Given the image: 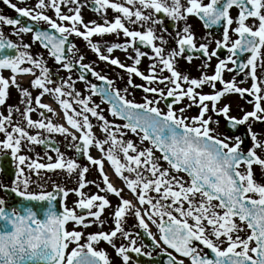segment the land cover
<instances>
[{"label": "snow or ice", "instance_id": "6c2138e0", "mask_svg": "<svg viewBox=\"0 0 264 264\" xmlns=\"http://www.w3.org/2000/svg\"><path fill=\"white\" fill-rule=\"evenodd\" d=\"M3 2L18 17L37 24L43 22L54 30H35L33 39L61 69L70 73L79 65L81 70H88L103 81L107 87L91 84L88 90L109 103L111 115L125 123L110 122L97 110L99 105L90 107L91 95L82 97L71 75L56 83L42 55L34 56L28 51L30 44H17L0 30V107L7 112V115L0 112L3 137L0 153L10 157L14 164V179L11 184L0 181V190L22 198V203L12 207L0 198V264H112L108 252L97 247L101 242L114 249L121 264H129L132 259L129 253L151 257V252H143L137 246L134 236L139 233L125 229L129 214L157 247L165 246L162 251L168 256V264H185V259L188 264H264V131L257 133L252 129L257 122L264 125V0H124L123 3L91 0L103 23L84 21L81 0H37L31 8L20 7L11 0ZM62 5L74 7L66 13ZM46 9L54 11L55 19L45 13ZM108 10L117 14L111 21L106 18ZM192 16L202 21L206 30L219 27L221 37L213 39L208 31L203 38L206 42L198 44L188 23ZM161 17L173 22L174 36L163 27ZM0 25L13 27V35L18 37L34 31L31 25L21 24L19 18L3 14ZM156 25L161 26L159 34ZM165 33L174 46L169 47ZM110 34L117 37L122 34L126 39L123 43L108 44L105 54L92 37ZM71 35L87 42L99 60L125 71L128 86L149 95L143 97V102L128 99V88L123 89L122 95L120 89L112 87V80L83 63L84 56L76 55L75 44L67 48L72 55H66L65 45ZM139 46L150 48L153 53L147 74L139 65L148 54ZM130 48L131 65L112 56L115 50L127 53ZM6 50H14L15 54H6ZM222 51L227 52L223 58ZM186 53H200L205 58L198 77H190L178 66V58L188 64L199 58ZM210 67L212 74L207 71ZM4 70L10 75L5 77ZM226 72L234 75L226 80ZM18 76L32 77L28 87L18 82ZM133 77L144 83L135 84ZM249 79V87L240 86ZM79 80L84 81L85 77L81 75ZM53 84L56 86L49 87ZM205 87L211 91L205 92ZM10 88L17 89L23 110L8 104ZM30 88L40 90L39 94L33 97ZM45 94L55 97L67 127L54 123L45 111L39 112L40 119L32 118L36 111L33 104L57 115L49 104L41 102ZM232 95L246 100L252 110L241 108V116L232 115L229 99ZM162 101L163 109L159 106ZM73 102L80 106L79 110ZM192 108L198 109V114L187 115ZM13 113L20 114L23 125L13 120ZM88 114L102 122L100 130L105 134L104 139L93 133ZM219 117L234 131L246 126L244 135L220 132ZM29 129L37 131L31 134ZM125 129L138 136L143 147L124 139ZM41 132L65 137L69 140L68 147L86 157L87 164L66 158L55 147L51 148L56 153L55 159L46 154L47 163L39 162V155L33 159L22 154L24 148L31 151L34 145L51 146V141L42 137ZM247 140L251 141L250 145ZM92 147L99 150L101 158L90 154ZM105 161L137 203L124 198V189L111 182ZM90 166L96 167L103 187L86 178ZM40 170L64 171L69 178L75 176L77 186L67 190L56 185L54 191H45L41 186L40 191H30V174L40 176ZM3 171L0 163V172ZM90 184L97 189L95 193L84 191ZM69 191L77 197L74 206L63 204L62 210H58L54 203L56 193L67 198ZM108 194L119 202L113 205ZM106 209H112L111 230L85 235L84 230L93 225L103 229L109 222L102 219ZM149 221L157 226L159 240L150 231ZM118 234L128 241L127 245L115 243Z\"/></svg>", "mask_w": 264, "mask_h": 264}, {"label": "flooded vegetation", "instance_id": "af4514ba", "mask_svg": "<svg viewBox=\"0 0 264 264\" xmlns=\"http://www.w3.org/2000/svg\"><path fill=\"white\" fill-rule=\"evenodd\" d=\"M36 1L37 0H23V2H21V0H11V3H16L20 7H30L31 8V7H34ZM119 1H124V0H119ZM205 2H207V0H205ZM0 14H3V15H5L7 17H10V18H19L21 20V24H23L25 26L31 25L33 27L34 31L32 33L22 34L21 37L13 35V32L15 30L13 27H10V26H7V25H0V30H3V32L5 34V37L7 39H11L13 42H15L17 44H21V43L30 44L31 48L28 49V51L31 54H33L34 56H37V54L42 55L44 60L46 61L47 67H49V69L53 72L52 79L54 81H56V83L60 82V78L67 79V77L69 75H71V77L74 76L76 81H79L84 87H87L88 89H89V85H91V84L97 85L98 88L107 87V85L103 81L98 80L95 76L93 77V79H90V81H81V80H79V76L75 72V70H72L69 73V72L61 69L60 66L55 63L54 59L48 55L47 50L44 49L39 44V42H37V41H35L33 39L34 32H35L36 29L37 30H41V31H54V30H51L48 27L47 24H45L43 22L37 24L36 22L31 21L29 18L18 17V14L13 9H11L9 7V5L5 4L3 2V0H0ZM46 14L51 16L53 19H55L54 13L48 12ZM233 14H235L234 11H233ZM112 15H113V19H114L115 15H117V14L115 12H113ZM161 18H163V17H161ZM163 19H164L163 27L168 28L169 33H171L174 36L176 29L173 26V22L171 20H169V19H166V18H163ZM188 23L190 25H192L193 31H197V32H194L196 37H197V43L199 44V43H202V42H206L203 38L205 37V35H206V33L208 31L203 27V22L200 21L197 17L192 16V17L188 18ZM180 26L181 27L183 26V22H181ZM16 27H19V26H16ZM130 27H136V28L139 29V26H130ZM160 27H161L160 25H156L158 34H159ZM139 30H143V29H139ZM211 32H212L213 39H219L221 37V30H220L219 27H214L213 29H211ZM72 37L75 38L74 35H71V36H69V39H71ZM165 37L170 40L169 47L174 46V43L171 41L170 37L168 36V33H165ZM198 39H200V40H198ZM233 39H235V36H233ZM74 40H75L74 44L76 45V49H74V51L76 52V55L77 56L83 55L84 56L83 63L90 65L91 68L94 71L99 72L100 70L98 71L97 67L103 68V67H101V65H103L102 64L103 62L100 61L97 58L94 59L92 56L89 55L88 48H90V47L88 46V44H83L80 41L82 43L81 44L79 42V39H77V38H75ZM85 43H87V42H85ZM139 47H140L141 51L146 52L147 48H145L144 46H139ZM67 48L68 47H66V45H65L66 55L71 56L72 54L67 52ZM21 50H23V49H21ZM6 54H10L11 55V54H15V52H14V50H6ZM152 55H153V53L151 52L146 57H150ZM220 55L223 58V57H225L227 55V52L226 51H222L220 53ZM183 60L184 59H182V58H178V66L180 67V69L185 74H188L190 77H198L201 74L200 65L202 64L203 59H200V58L193 59V61L191 63L192 65L190 67L187 65L188 64L187 62H186L187 63L186 66L182 65ZM211 63H212V66L214 67V65L216 63V59L213 58ZM25 66H27V65H25ZM213 67H210V68L207 69L209 74H212ZM229 67H232V65H229ZM117 68L118 67L112 66L108 70V72H105L104 74H101L100 72L99 73L101 75L106 76L109 80H112L114 82L112 87H114L116 89H120L122 95L124 94L123 93V89L124 88H128V93H127V98L128 99L134 100L136 102H143V97L145 95H149V94L144 93L139 88H132V87L128 86L127 82L124 83L120 76L116 80H113V79L110 78L109 71H111L112 69H117ZM37 74H39L38 70H37ZM164 74L167 75L166 72ZM3 75L5 77H7V76L10 75V73H9V71L4 70ZM233 75H234L233 73H228V74L225 73L224 74L226 80L230 79ZM242 75H243V73H241L240 76L236 77L237 81L240 80ZM17 79H18V82L22 86L28 87L29 81L32 79V77L31 76H18ZM132 79H133V82L135 84L144 83L138 77H133ZM250 84H251V81L249 79V80L245 81L244 83L240 84V86L241 87H249ZM55 86H56V84L49 85V87H55ZM219 87H222V86L218 85V88ZM205 89H208V92L211 91V89H209L208 87H205ZM29 90L32 92L33 97L38 95L39 91H40L38 89H31V88ZM9 91H10V97L8 99V104L9 105H13V106H17L21 110H23L24 105L19 103L20 96H19V93H18L17 89L10 88ZM92 95L97 99V102L102 107L106 108L108 115L112 116L111 112H110V106L107 103H105L99 95H95V94H92ZM65 98H68V97H65ZM229 99H230L231 104H232V110H231V114L232 115L241 116L243 114L240 111L241 108H243L245 111L252 110V105L247 103L246 100L240 99L238 95H232V96L229 97ZM47 101H53L54 102L56 100H55V97L53 95L45 94L43 97H41V102L44 103V102H47ZM98 103H96V104H98ZM159 106H161L162 109H163L164 108V102L162 101ZM33 107L36 108V111L31 114L33 119H38L39 118V112L40 111H45L46 116L53 121L55 116L52 113H47L46 110L39 109L38 106H36L35 104H33ZM0 112H4V114L7 115V112L5 111L4 107H0ZM186 114L187 115H196V114H198V109H196V108L189 109ZM219 119L221 121L220 126H219V131L220 132L225 133L227 135H234V134L241 135V136L244 135L246 126H239V128L234 131V130H232L231 128H229L226 125L223 117H219ZM13 120L20 122L22 125L24 124L23 118L20 116L19 113H13ZM252 129H253L254 132L261 133L262 131H264V125H262L259 122H257V123H254L252 125ZM36 131L37 130H35V129H29V132L31 134H35ZM42 137L47 138L48 140H53L54 142H56L57 145H59L60 151L62 153H65V152L70 153L69 158H71V150L72 149H70L68 147L69 140H66L65 137L61 136L58 133L56 135L46 133ZM2 138L3 137L0 136V139H2ZM246 143L248 145H250L251 141L247 140ZM34 146L38 149V153H40V154H43V155H45L47 153L56 154L53 151L41 152V145H34ZM73 151H74V155H73L74 159H76V161L78 163L82 164V163H86L87 162L85 157L81 161H78L76 152H75L74 149H73ZM0 157H2V160H0V163H2L3 167H4V171L0 172V181H2L4 184H11L12 180L14 179V175H13V173H14V164H13V162H11L10 157L4 155L3 153H0ZM40 174H41V172H40ZM53 174H54V172H47V171L43 172V174L41 176H37L35 173H31L30 176H31L32 183L30 184V189L29 190L30 191H40L41 190V186H43V190H45V191H53L54 188H55L54 178L52 177ZM27 175H28V173H27ZM41 177H43V179H41ZM88 180H90V179L88 178ZM0 198L5 199V201L8 200V197H7L6 193L3 190H0ZM244 234L245 233H242V236ZM142 244H143V242H142ZM142 251L143 252H151V254H152L151 257L147 256V258L159 259L160 260L159 263L160 264H164L162 262L163 256L161 254V253H163L162 247H157L156 248V246H154V245L146 246L145 244H143V250ZM168 251H169V249H168ZM177 257L179 258V256H177ZM159 263H156V264H159ZM185 264H188L187 259H185Z\"/></svg>", "mask_w": 264, "mask_h": 264}, {"label": "rangeland", "instance_id": "374dc122", "mask_svg": "<svg viewBox=\"0 0 264 264\" xmlns=\"http://www.w3.org/2000/svg\"><path fill=\"white\" fill-rule=\"evenodd\" d=\"M90 1L91 0H81V4L83 5V7L81 9V13H82V16L84 18V21L87 23L88 21L95 20L98 23H103V19H102V16L100 14L93 13L92 11L89 10ZM116 2L123 3L124 1L116 0ZM36 3H37V1H36ZM61 7H62V11L67 13L68 9L71 8V7H74V5H68V6L62 5ZM45 11H46L45 13H48V12L54 13V11L51 10V9H46ZM113 12L114 11H112V10H108L107 11L106 18L109 21L113 20V15H112ZM194 32H197V31H194ZM75 38L79 39V42L81 41L83 44H87V43H85V41L81 37L75 36ZM92 39H93L94 42L99 43L101 45L102 50L105 52V54H107L106 47H107L108 44H111V43H114V42L123 43L126 38L123 37L122 34L119 37H117L115 34H110V35H105L104 37H101V38L99 36H94V37H92ZM198 40H200V39H198ZM88 53L94 59H96V58L98 59L97 55L94 52H92L90 48H88ZM130 53H132V49L131 48L128 50L127 53L122 51V50H115L112 53V56L113 57H118L121 60L122 63L131 65L133 63V61L128 58V55ZM102 62H103L102 63L103 65H101V67H103V68H99L96 65L95 66L98 68V71L100 70L99 72L101 74H104L105 72H108V70L112 67V65H110L109 63H107L105 61H102ZM150 63H152V61L149 59V57L142 58L141 64L139 65L140 70L144 71L147 74L148 66L150 65ZM186 64H187L186 61L183 60L182 65L186 66ZM187 65L190 67L192 64H187ZM226 74H228V73L226 72ZM109 76L113 80H116L120 76L124 83L127 82V80H128V74L125 71L121 70L120 68L112 69L111 71H109ZM72 78H73V81H75L76 90L81 93L82 97L86 98L89 95H91V101L92 102L89 105L90 107H95L96 105H99V108L97 110L99 112H101L110 122L115 123V124H121L116 118L108 115L106 108L102 107L97 102V99L92 95V93H90V91L88 90L87 87H84L79 81H76L74 76ZM204 91L208 92V89L204 88ZM67 99H70V98H67ZM70 102H72L71 99H70ZM44 103L49 104L53 109H55V111L57 113V115H54L55 117L53 119V122L57 123V124H64L67 127V124H65L66 121L63 119V110L60 108L58 102L57 101H54V102L53 101H47V102H44ZM96 103H98V104H96ZM184 103H187V101L185 100ZM73 106L75 108H77V110L80 109V106L76 105L74 102H73ZM180 106H182V105H177L176 107H180ZM88 115H89L90 122L93 124V133L96 135V137L98 139H104L105 134L100 130V125H101L102 122L98 121L95 117H92L90 114H88ZM40 118L41 117L39 116L38 119H40ZM124 131L127 133L123 137L124 139H126V140L127 139H131L138 146L143 147V145H140V141H139V137L138 136H136L135 134H132L130 131H128L126 129ZM46 133L47 132H41V135L43 136ZM53 134L56 135L57 133H53ZM145 143H147V142H145ZM104 147H105V149H107L108 145H105ZM22 154H24L26 156H29V157H31L33 159H35L37 157V155H39V157H40L39 162H42V163H47L48 162L47 155H51L53 157V159H55V156H56V154H53V153H47V155L46 154L45 155L40 154V153H38V149L35 146H32V150L31 151H28L27 148H24L23 151H22ZM63 154H64V156L66 158H69V156H70V153H67V152H65ZM90 154L94 158H96V157L101 158L102 157V154L95 147H92L90 149ZM73 155H74V151L72 149L71 150V158L74 159ZM157 155H159V153H157ZM84 164H87V162L86 163H82L81 165H84ZM105 171L106 172L108 171L109 173H111V176L109 175V178H110V180H111V177L113 178V180L115 181L114 185L117 188H123L124 189L123 192H122V196L124 198H126V199L132 200L133 203H137V201H136L135 197L133 196V194L124 186L123 182L120 181L114 175V172L111 169V167H110V165L108 164L107 161H105ZM40 172H41V174H40V176H41L43 174V172H46V171L45 170H40ZM125 174L127 175V173H125ZM26 175H27V172H26ZM52 177L54 178L55 186L59 185L60 187L65 188L67 190H71V189H73V188H75L77 186L75 176H73L72 178H69L67 173L64 172V171L56 170L54 172V174L52 175ZM86 178L87 179L91 178L92 181H95L96 183H100L101 187H103V184L101 182V178L98 175L96 167L90 166V170L86 174ZM84 191L86 193H88V194H92V193H95L97 191V189L95 188L94 185L90 184L87 188L84 189ZM100 194L104 195L105 193H100ZM150 195H155V193H150ZM108 197L112 201L113 205H116L119 202L118 198L113 196V195H111V194H108ZM76 200H77L76 195L72 191H69V195L67 196V198L65 200V204L69 208H71V207L74 206V202ZM137 207H140V206L137 204ZM143 207L146 208L147 205H145ZM111 212H112V209H106V211L104 213V216H102V219L109 220L108 223H105L103 229H100L96 225H93V227L84 230L85 231V235H87V233H89V232H95V231H99V230L110 231L111 228L113 227V225H112V223L110 221ZM148 223H149L150 231L153 233V235L156 237V239L159 240L160 233H159V231L157 229V226L155 224H152L150 221ZM124 227H125L126 230L131 231L133 233H137L138 229H139V227L137 226V222H136L135 218L131 214H129L127 216V221H126ZM241 235H242V233H241ZM134 238L137 240V246L141 247L142 250H143V244H142L141 239L138 237V235H135ZM115 243L118 246L120 244L127 245L128 241L125 240L122 236H120L118 234V236L115 238ZM97 247L98 248H102V249H104L105 251L108 252L109 257H110V259L112 261V264H121L120 258L116 255L114 249L110 245H108V244H106L104 242H101ZM161 247L163 249V247H165V246L161 245ZM129 264H130V262H129Z\"/></svg>", "mask_w": 264, "mask_h": 264}, {"label": "water", "instance_id": "95a60500", "mask_svg": "<svg viewBox=\"0 0 264 264\" xmlns=\"http://www.w3.org/2000/svg\"><path fill=\"white\" fill-rule=\"evenodd\" d=\"M91 9L93 10L92 5H91ZM208 31H211V30H208ZM73 43H74V41L73 40H70V42L67 44V46L69 47ZM146 52H150V49L147 48L146 49ZM187 54H191L194 57H197V56L202 57L200 53H187ZM202 58H204V57H202ZM73 69H75L79 73L80 76L83 75L85 77V79H87V80H90V78L92 77V74H91L90 71L81 70L79 68V65H77ZM42 146H43V150H47L49 148H52V146L55 147V144L51 142V146H48V145H42ZM55 148H57V147H55ZM77 156H78V159L79 160L82 158V155L79 154V153H77ZM56 195H57V200L54 203L57 205V209L58 210H62V203H63L62 194L61 193H56ZM9 197H10V201L6 205L8 207L17 206L20 203H22V198L17 197L14 194H12V195L9 194ZM140 235L143 238V241H144V243L146 245H149L150 246V244H153L151 242V239L148 237L147 233L141 231ZM129 255L132 258L131 260H133L136 264H156V263H159L160 262L159 259H148V258H146L145 255H139L138 256L135 253H129ZM165 260L168 261V258L165 259Z\"/></svg>", "mask_w": 264, "mask_h": 264}, {"label": "bare ground", "instance_id": "6f19581e", "mask_svg": "<svg viewBox=\"0 0 264 264\" xmlns=\"http://www.w3.org/2000/svg\"><path fill=\"white\" fill-rule=\"evenodd\" d=\"M96 158H98V157H96ZM107 174L111 176V173H109L108 171H107ZM111 182H112L113 184H115V181L113 180L112 177H111Z\"/></svg>", "mask_w": 264, "mask_h": 264}]
</instances>
